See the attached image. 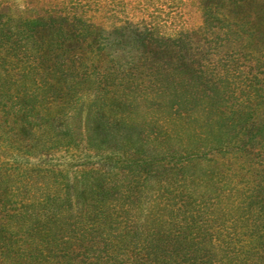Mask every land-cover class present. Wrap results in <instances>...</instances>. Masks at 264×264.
<instances>
[{
    "label": "rangeland",
    "instance_id": "1",
    "mask_svg": "<svg viewBox=\"0 0 264 264\" xmlns=\"http://www.w3.org/2000/svg\"><path fill=\"white\" fill-rule=\"evenodd\" d=\"M199 2L0 0L13 31L39 17L94 26L64 33L54 60L32 43L28 63L0 53V197L31 212L58 199L120 264H264V0L241 27L215 3L204 29L180 33L201 25ZM62 51L110 73L61 71ZM15 239L0 234V264H33Z\"/></svg>",
    "mask_w": 264,
    "mask_h": 264
},
{
    "label": "trees",
    "instance_id": "2",
    "mask_svg": "<svg viewBox=\"0 0 264 264\" xmlns=\"http://www.w3.org/2000/svg\"><path fill=\"white\" fill-rule=\"evenodd\" d=\"M226 2L231 6V11L228 13L227 9V14L223 13V16L225 19H235L238 21L239 25L236 26V28L241 27L247 21L249 22L251 18L258 15L256 10L254 13L251 10V6H254V0H200L199 9L202 16L201 25L193 32L180 31V33H196L197 31L204 29L212 5H215L216 3L220 6L222 3ZM22 23H28V25H31L30 28L32 29V32H29L31 30L30 28L26 29L24 27L22 31L18 29L17 31H13L5 24L0 25V43L2 44L0 47V53L8 50L9 47L11 50L16 48L17 50L16 53H14L13 58L21 63H28L31 60V55H33V49H30L31 43L36 46V49H34L36 50V53L38 52V54L40 53L44 55L41 57V61L47 62V60L56 59V55L54 56L52 54L53 47L54 50H57L58 47L67 44L72 39L71 36L65 35L64 33H84L94 27L80 18L76 19L69 17H59L58 19L55 17H39L32 20H23ZM0 24H2V22H0ZM55 29L56 31L60 30V34L52 35L50 33V31H54ZM229 30H232V28L227 29V31ZM147 31H142V33H150ZM44 32L49 33L46 34ZM78 36L79 37H73V39L82 43L84 40L82 39V41L79 39L82 36ZM59 38H63L62 41L59 42ZM150 40H152L151 37H147V40L146 38H142L141 44L143 46L146 44L149 45L148 41ZM9 50L7 51L8 55L10 54L8 53L10 52ZM152 51L153 50H148L146 54L149 55ZM153 52L154 53H152L151 56H158L157 54H160V52L155 54L157 51ZM60 54L63 57L61 61L66 65V68L63 67L61 71L63 69L71 70V68L72 70L76 68H79L80 70L95 68L101 75L110 73L108 67L89 64L85 65V63H82V65L77 64L74 63V55H70V53L64 54L63 51ZM165 55H167V53ZM6 57L1 56L0 60L5 59ZM163 58L158 56L159 60H162ZM143 62L144 63L139 64L140 66L138 67H144L146 65V59H143ZM167 65L164 64L163 66L166 72H168ZM149 67L150 66H145L144 69H149ZM131 68L120 67L119 70L126 72L124 69L129 70ZM152 68L154 67H151V69ZM196 75L197 77L193 75L187 77L178 75L176 80L180 82H200V79L202 78L200 72ZM98 192L100 194L99 196H107L106 190L101 189V187L98 188ZM9 204L8 201H4V199L0 197V234L8 236L12 235L13 237H16L15 240L19 244L22 243L28 249H32L36 253V256L33 257V264H120L118 258L120 255L119 248H116L114 243L113 245L109 243V246L103 244L106 239H103L102 234H98L99 240H97L92 234L85 235V229L80 231L81 221L72 219L68 211L62 207L58 199L48 197L45 202L46 206H44V210L41 212L23 210L15 208ZM97 212L101 215V210H97ZM101 242L103 246H100ZM158 259L159 261H164L165 258L163 256Z\"/></svg>",
    "mask_w": 264,
    "mask_h": 264
}]
</instances>
